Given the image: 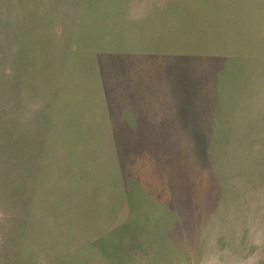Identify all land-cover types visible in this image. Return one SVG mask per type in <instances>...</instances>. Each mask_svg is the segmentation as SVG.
I'll return each instance as SVG.
<instances>
[{
    "label": "rangeland",
    "instance_id": "374dc122",
    "mask_svg": "<svg viewBox=\"0 0 264 264\" xmlns=\"http://www.w3.org/2000/svg\"><path fill=\"white\" fill-rule=\"evenodd\" d=\"M0 264H264V0H0Z\"/></svg>",
    "mask_w": 264,
    "mask_h": 264
}]
</instances>
